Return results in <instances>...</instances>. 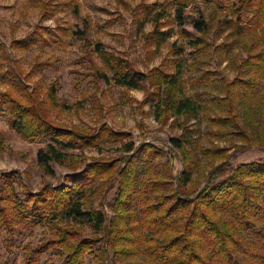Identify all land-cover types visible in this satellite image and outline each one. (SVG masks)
<instances>
[{
	"label": "trees",
	"instance_id": "16d2710c",
	"mask_svg": "<svg viewBox=\"0 0 264 264\" xmlns=\"http://www.w3.org/2000/svg\"><path fill=\"white\" fill-rule=\"evenodd\" d=\"M177 1L178 6L159 2L145 4L138 29L143 31L151 23L149 38L159 48L175 33L173 28L162 30L160 22L173 19L180 35L192 47L190 57H186L183 44L174 42L168 65L145 73L107 51L102 43L95 44V51L109 70L97 71L99 78L112 79L115 84L130 89H140L143 83L149 82L153 91L148 94L157 100L154 110L158 120L170 117L197 120V129L189 127L185 120L179 125L182 134L170 138L182 158V169L176 178L170 157L163 170L157 169L161 164L156 160L166 152L152 143L136 147L133 142L124 145V150L132 153L123 157L121 168L114 162L94 161L81 172L68 176L71 183L47 186L35 194L27 192L25 200L14 188L18 173L2 172L0 227L7 233V246H12L14 226L23 223L31 227L46 225L57 232L54 240L67 251L59 264H83L84 254L92 255L94 264H109L110 249L114 263L136 259L133 264H264V161L236 166L221 163L212 167L205 177L195 150L197 134H201L198 121L204 116L215 128L212 136L228 137L232 144L238 140L245 150L264 151V0H238L237 4L232 0H208L214 4L213 13L207 16L198 9V17L190 20L185 8L196 0ZM218 10L222 11L219 15ZM190 23L195 31L187 29ZM212 28L218 29L219 36L228 31L233 41L213 47L207 39ZM72 32L81 38L86 34ZM52 35L46 32L29 42L16 41L12 46L17 49L38 43L51 46L57 40ZM236 45L245 55L234 52ZM212 49L219 52V63L227 62L236 70L233 79L220 78L214 71L200 68L199 63H210ZM1 58L0 79L9 89L0 91V105H7L12 127L24 139L49 141L37 154L43 167L48 168L53 161L65 162L69 157L67 150L96 147L122 138L123 135L107 128L91 134L54 125L42 107L44 103L36 100L18 75V64L11 67V59L6 54ZM192 70L198 74L187 76ZM188 83L192 88L214 89L219 94L199 100L189 95ZM48 96L56 102L54 85L49 87ZM203 100H207L206 105H202ZM201 154L228 157L220 148L203 149ZM196 171H201L199 177L207 180L201 187L199 180V187L193 189ZM117 174L115 214L107 219L92 204L115 185ZM71 221L89 223L96 232L104 233V239H75L67 228L57 226ZM49 248L48 244L28 248L32 256L23 264L34 261V256Z\"/></svg>",
	"mask_w": 264,
	"mask_h": 264
},
{
	"label": "rangeland",
	"instance_id": "374dc122",
	"mask_svg": "<svg viewBox=\"0 0 264 264\" xmlns=\"http://www.w3.org/2000/svg\"><path fill=\"white\" fill-rule=\"evenodd\" d=\"M237 1L232 0L235 4ZM154 2L169 6L171 3L172 6L179 5L177 0H0V71L1 55L6 54L11 59V67H15L14 63L18 64V75L28 87L27 90L35 95L36 100L44 103L42 107L54 125L91 134L107 128L123 135L120 140L105 141L96 147L67 150L69 157L65 162L53 161L45 168L38 161L37 154L49 141L24 139L12 127L7 105H0V174L5 171L18 173L14 188L23 200L27 192L35 194L47 186L56 187L65 181L71 183L68 176L81 172L94 161L114 162L118 169L121 168L123 157L132 153L124 150V145L130 142L136 147L143 143H152L166 152L167 154L156 160L161 164L157 169L163 170L169 157L172 158L173 177L182 169L181 152L172 146L170 138L182 134L179 125L186 118L170 117L164 121L158 120L154 110L157 100H153L154 96L148 94L153 91L149 82L143 83L140 89H130L115 84L112 79H101L96 73L109 71L95 51V44L98 42L110 53L127 60L133 68L145 73L155 67L168 65L174 42L183 44L186 57H190L192 47L180 35L178 24L173 19L165 18L160 22L162 30L173 28L175 33L159 48L149 38L153 29L151 23H147L143 31L138 29V21L144 16L143 6ZM213 5L208 0H196L191 2L185 11L191 16L189 20L198 17V9L209 16L213 13ZM219 13L222 11L218 10L217 15ZM186 27L194 30L193 23L187 24ZM72 31H82L86 34L81 38ZM46 32H51L57 37L51 46L40 43L26 49L12 46L16 41L29 42L32 38H39L41 34L46 35ZM218 33L217 28H212L207 36L213 47L233 41V37L227 35L228 31L221 36ZM216 37L218 38L214 40ZM60 41L61 43H58ZM234 50L236 54L245 55L238 45ZM212 51L209 66L199 63L200 68L214 71L220 78L233 79L237 74L236 70L227 62L219 63V52L213 49ZM195 70L187 76L197 75ZM108 76L111 78L112 74L108 72ZM51 85L56 87V102H52L48 96ZM8 89L0 79V91L5 92ZM187 90L189 95L197 96L199 100L206 99L207 95L212 99L219 94L214 89L209 92L203 87L192 88L189 83ZM221 94L223 97L224 94ZM206 101L203 100L202 105H206ZM186 121L189 127L197 129L196 119ZM198 122H201V134L199 136L196 132L195 150L199 154L200 169L204 170L205 177L212 167L221 163L236 166L240 163L264 161V151L257 148L245 150L238 140L232 144L228 137L212 136L215 128L211 127L204 116H201ZM216 148L224 149L228 157H206L201 154L203 149ZM199 176L201 171H196L194 183L191 185L193 189L199 187V180L200 187L207 180ZM116 177L115 185L92 204L95 209L102 210L107 219L115 214L113 203L119 188V175ZM57 226L67 228L75 239H104L103 232H96L86 222L82 224L71 221L67 225L66 222L62 225L58 223ZM14 230L13 243L9 247L6 243L7 233L0 227V264H23L32 256L28 248L36 249L45 244L51 248L34 256L32 259L35 260L27 264H59L66 257L65 247L54 240L58 234L50 227H31L19 223L14 226ZM102 243L98 242L97 245ZM112 255L113 251L110 249L109 264H133L136 260L128 259L114 263ZM83 260V264H94L90 254H84Z\"/></svg>",
	"mask_w": 264,
	"mask_h": 264
}]
</instances>
